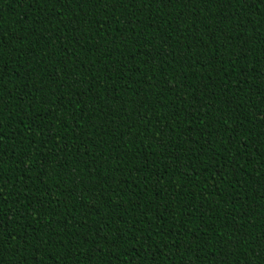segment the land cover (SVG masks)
<instances>
[{
	"label": "trees",
	"instance_id": "1",
	"mask_svg": "<svg viewBox=\"0 0 264 264\" xmlns=\"http://www.w3.org/2000/svg\"><path fill=\"white\" fill-rule=\"evenodd\" d=\"M0 264H264V0H0Z\"/></svg>",
	"mask_w": 264,
	"mask_h": 264
}]
</instances>
